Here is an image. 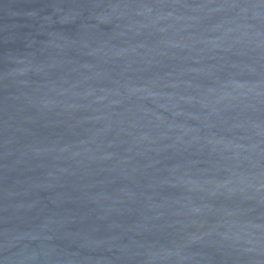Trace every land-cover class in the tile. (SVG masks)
Segmentation results:
<instances>
[{"label":"water","instance_id":"1","mask_svg":"<svg viewBox=\"0 0 264 264\" xmlns=\"http://www.w3.org/2000/svg\"><path fill=\"white\" fill-rule=\"evenodd\" d=\"M0 264H264V0H0Z\"/></svg>","mask_w":264,"mask_h":264}]
</instances>
